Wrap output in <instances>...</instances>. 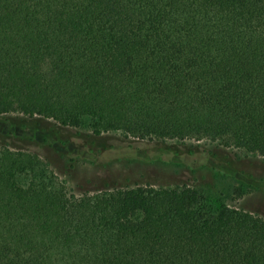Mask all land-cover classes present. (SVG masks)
<instances>
[{"label": "trees", "instance_id": "16d2710c", "mask_svg": "<svg viewBox=\"0 0 264 264\" xmlns=\"http://www.w3.org/2000/svg\"><path fill=\"white\" fill-rule=\"evenodd\" d=\"M264 159V0H0V116ZM202 187L74 195L0 147V264H264V220Z\"/></svg>", "mask_w": 264, "mask_h": 264}, {"label": "rangeland", "instance_id": "374dc122", "mask_svg": "<svg viewBox=\"0 0 264 264\" xmlns=\"http://www.w3.org/2000/svg\"><path fill=\"white\" fill-rule=\"evenodd\" d=\"M36 154L68 193L114 187H202L210 199L264 220V159L206 140H137L94 136L88 122L61 127L49 119L0 116V147Z\"/></svg>", "mask_w": 264, "mask_h": 264}]
</instances>
